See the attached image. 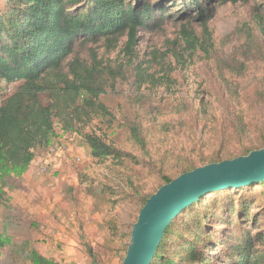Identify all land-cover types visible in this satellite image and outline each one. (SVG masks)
<instances>
[{
	"label": "rangeland",
	"instance_id": "rangeland-1",
	"mask_svg": "<svg viewBox=\"0 0 264 264\" xmlns=\"http://www.w3.org/2000/svg\"><path fill=\"white\" fill-rule=\"evenodd\" d=\"M130 1L155 6L154 21L138 30L133 56L123 36L114 46L79 41L69 58L98 67L95 81L110 115L95 113L76 133L56 123L50 153L39 155L8 192L22 214L20 220L8 218L13 241L29 240L58 264H93L89 249L98 264H123L143 201L164 185V176L174 179L213 159L264 148V0H204L203 15L175 11L188 0ZM160 4L169 12L163 20ZM4 6L0 0V9ZM184 28L196 48L187 45ZM17 85L0 82V104ZM134 125L145 148L131 134ZM84 133L101 136L120 154L95 160ZM263 191L247 185L235 193H207L202 207L220 200L219 217L207 222L212 264H234L228 249L244 233L264 252V239L258 241L264 236ZM230 196L234 211L226 201ZM246 199L248 213L236 214ZM5 214L1 205L0 232ZM191 216H180L181 229L174 230L187 232L184 220ZM168 240L171 247L179 242L175 234ZM0 251V264H25L8 247Z\"/></svg>",
	"mask_w": 264,
	"mask_h": 264
},
{
	"label": "trees",
	"instance_id": "trees-1",
	"mask_svg": "<svg viewBox=\"0 0 264 264\" xmlns=\"http://www.w3.org/2000/svg\"><path fill=\"white\" fill-rule=\"evenodd\" d=\"M3 1L5 6L0 9V82H18V85L0 104V206L6 210L0 248L8 247L17 262L58 264L42 255L36 246L30 245L29 240L14 242L10 236L9 225L12 224L8 218H22L8 195L16 188L12 181L23 178L39 155L50 153L56 137V123L64 132L76 133L80 124L90 121L95 113L110 115L100 101L102 89L95 81L98 67L77 57L69 60L77 43L104 40L114 46L121 37L127 36L125 51L133 56L138 30L154 21L155 6L148 1L134 4L130 0ZM225 1L237 0H214L216 3ZM204 4V0H188L183 5L176 4L178 8L175 11L184 8L183 11L195 10L203 15L207 9ZM159 7L163 20L169 13L168 7L161 4ZM184 32L187 45L196 48L195 38L188 29L184 28ZM142 74L139 72L141 77ZM130 130L134 140L145 148L139 127L134 125ZM83 137L97 161L120 154L99 135L84 133ZM218 160L213 159L212 163ZM163 179L164 184L173 180L168 176ZM252 185H261L264 189V181ZM243 187L221 191L229 189L235 193ZM151 195L144 199L142 207ZM205 196L207 193L182 210L166 228L151 264H212L206 250L214 241L207 232V222L211 217H219L215 210L220 200L202 207L201 204L206 203ZM229 198L231 196L226 200L228 207L234 211ZM248 201L239 202L241 205L236 214L248 213ZM193 208H196L194 216L191 213ZM183 214L192 215L184 220L185 233H181L177 226ZM223 220L227 221L224 216ZM176 228L179 230H174ZM174 234L179 242L171 247L168 238ZM263 239L264 236L259 237L258 241ZM254 242L251 234L245 233L231 242L228 249L231 263L264 264V252L254 249ZM173 252L176 255H171ZM89 253L93 256L92 263L98 264L92 249Z\"/></svg>",
	"mask_w": 264,
	"mask_h": 264
},
{
	"label": "water",
	"instance_id": "water-1",
	"mask_svg": "<svg viewBox=\"0 0 264 264\" xmlns=\"http://www.w3.org/2000/svg\"><path fill=\"white\" fill-rule=\"evenodd\" d=\"M264 181V148L184 172L162 185L142 207L123 264H151L166 228L182 210L212 191Z\"/></svg>",
	"mask_w": 264,
	"mask_h": 264
}]
</instances>
